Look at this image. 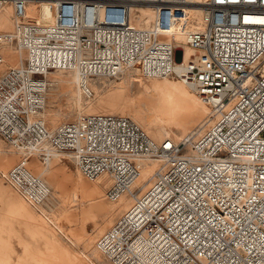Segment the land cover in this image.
<instances>
[{"label": "built area", "instance_id": "2783aa9c", "mask_svg": "<svg viewBox=\"0 0 264 264\" xmlns=\"http://www.w3.org/2000/svg\"><path fill=\"white\" fill-rule=\"evenodd\" d=\"M29 1L0 0L16 22L0 32V66L5 48L27 55L0 75V136L22 154L6 177L13 189L36 208L47 204L51 189L27 162L49 147L89 181L107 177V200L132 198L97 239L113 264H264V0L195 3L203 15L186 33L197 52L187 63L158 20L138 28L132 16L138 6L160 13L189 0H52L50 23L26 21ZM127 68L182 79L212 107V123L158 142L121 115L81 114L53 130L39 118L47 72L89 80Z\"/></svg>", "mask_w": 264, "mask_h": 264}, {"label": "bare ground", "instance_id": "6f19581e", "mask_svg": "<svg viewBox=\"0 0 264 264\" xmlns=\"http://www.w3.org/2000/svg\"><path fill=\"white\" fill-rule=\"evenodd\" d=\"M203 1L189 0L188 4L168 6L160 13L149 6H138L134 9L132 25L147 28L156 26L158 20L162 39L173 42L182 49L187 63L197 55V52L187 45L186 33L191 30L189 26L192 25V21H201L203 9L195 3ZM53 17L52 4L44 5L39 0L29 1L26 9L27 22L50 23ZM15 26L13 7L9 5L0 12V32H11ZM3 54L6 62L0 66V75L12 67L20 66L27 58L25 53L18 52L15 47L5 48ZM45 81L48 84L49 93L46 91L44 108L38 116L44 119L50 130L67 122L66 120L71 121L76 114L77 116L100 113L118 114L132 118L143 129L146 122L147 131L144 130L158 142L168 138L179 142L197 127L207 126L213 120L214 111L205 98L197 95L192 90V86L180 78L148 77L138 69L127 68L115 79L101 76L84 80L77 71H49L45 75ZM67 96L76 100L74 107L68 106L61 111L53 108L55 107L53 105ZM114 107L118 109H113ZM43 112H46L44 116ZM175 130L180 131L181 135H177ZM45 148L48 157L40 159V156L35 153L27 162V166L37 178L54 191L52 193L51 190V196L58 198L61 203L59 215H52L49 223L37 213L38 208L25 199L19 198L10 188L3 189V193L11 199L12 209L25 220L28 234L44 241L45 252L41 251L36 257L32 256L33 259L36 264H113L98 249L96 236L88 234L86 230L90 223L97 225L95 216L89 210L91 206L106 199L103 190L111 185V181L107 177H102L96 180L95 184H91L76 168L74 160L67 153L58 154L49 147ZM12 149L7 151L0 142L2 180L6 179L10 169L22 160L17 152L22 154ZM155 167V163L147 164L141 185L147 186L144 182ZM132 203V198L123 196L118 201L117 208L114 207L112 210L116 212L118 208H122V211H125ZM41 210L45 216L46 211L43 208ZM105 227H108L107 224L100 229L98 227V232L101 233ZM53 228L69 230L73 236L71 241L75 240L77 245H83L82 255L73 253L69 246L55 234L58 231L55 230L54 233ZM6 230L11 233L12 225H9ZM23 246L25 252H30L28 243L25 242ZM12 253L10 240L4 239L0 232V264H12ZM20 260L22 259L19 258Z\"/></svg>", "mask_w": 264, "mask_h": 264}, {"label": "rangeland", "instance_id": "374dc122", "mask_svg": "<svg viewBox=\"0 0 264 264\" xmlns=\"http://www.w3.org/2000/svg\"><path fill=\"white\" fill-rule=\"evenodd\" d=\"M39 2H41L44 5L45 4H47V5L52 4V0H39ZM174 8H178V7H174ZM198 22L199 21H197V20L192 21L191 22L192 25L189 26V28H191V30H193L197 26ZM44 23H46V22H44ZM113 79H115V77ZM47 92L49 93V91H47ZM62 99H60V101L57 104L53 105V106H55V107H53L54 109L61 111V109L65 110L66 107H68V106L74 107L76 105V100L70 96L69 97L68 96L63 97ZM61 100H62V102H61ZM56 105H57V108H56ZM58 105H60V106H58ZM113 109L117 110L118 108L114 107ZM45 114H46V112H43V116ZM77 117L78 116L76 114L75 117L72 118L71 121L75 120ZM66 121L69 122L70 120H66ZM144 125H145L144 129L146 130V128H147L146 122ZM174 132L179 136L181 135L180 131L175 130ZM0 142L7 151L13 150L12 147L1 138V136H0ZM17 154L19 155V157H22V155H20L18 152H17ZM88 182L91 184L96 183V181H89V180H88ZM5 188H7V189L10 188V190H12V192L14 194H16L19 198H22V199H24V198L21 195H19L15 191V189H13V187L6 181V179L2 180L1 174H0V232H1V236L4 239H9L11 242V246L13 248L12 264H36V261L33 259L32 256L35 255V257H36L39 254V252H41V251L45 252L46 249H45L44 241L39 237L34 238L30 234H28V232L26 231V227H25V220L23 219L22 216H20V214H18L17 212H15L12 209L11 199L8 198L3 193V189H5ZM103 191H104L103 193L105 194L104 198H106V189ZM53 192L54 191L52 190V193ZM117 204H118V202L117 203L111 202L107 199H104V201H102L101 203H97V204L91 206V209L89 210V212H91L95 216L96 221H97V225H95L93 223L88 224L87 229H86L88 234H90L92 236H96V239H98V237L104 231L108 230L109 228H111L116 223V221L119 219V217L124 212V210L122 211V208H118L119 210L117 209L116 212H114L112 210L114 207L117 208ZM60 206H61V203H60L59 199L51 196V198L47 202V204L42 206L43 210L46 211L45 213L47 215L46 214H45V216L43 215V213H42L43 211L41 210L42 208H38V209H36V211L38 214H41L50 223L49 220H51L50 219L51 217L59 215V212L61 210ZM4 221L6 223H3ZM106 224L108 227H105L104 230L101 233H99L97 230L98 227L100 229L101 227H103ZM9 225H12V232L11 233H8L6 230V228H8ZM53 230H54V233L56 231H58L55 234L58 237H60V239H62L64 244L69 246V248L73 251V253L75 252V254L82 255V252L84 251L83 245H81V244L77 245V242L75 240L71 241L73 239V236L69 232V230H65V229L61 230V228H58V229L53 228ZM63 232H64V234H63ZM68 234H69V236H68ZM25 242L29 244L30 252H25L24 246H23V244ZM19 258L22 259V260H20L21 262L19 261ZM88 263H89V261H88Z\"/></svg>", "mask_w": 264, "mask_h": 264}]
</instances>
